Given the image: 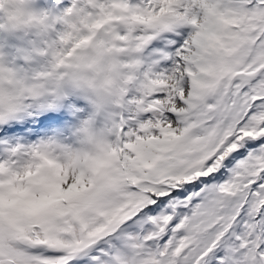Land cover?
Returning a JSON list of instances; mask_svg holds the SVG:
<instances>
[{
  "label": "snow or ice",
  "instance_id": "1",
  "mask_svg": "<svg viewBox=\"0 0 264 264\" xmlns=\"http://www.w3.org/2000/svg\"><path fill=\"white\" fill-rule=\"evenodd\" d=\"M39 7L48 70L0 45V264H264V0Z\"/></svg>",
  "mask_w": 264,
  "mask_h": 264
},
{
  "label": "rangeland",
  "instance_id": "2",
  "mask_svg": "<svg viewBox=\"0 0 264 264\" xmlns=\"http://www.w3.org/2000/svg\"><path fill=\"white\" fill-rule=\"evenodd\" d=\"M18 1H20L21 7H18ZM29 6L30 5L24 3V0H0V35H2L0 37L1 40L3 37H5L6 32L10 29L11 23L15 21V19L9 20V17H14V18L22 17L23 14L28 11ZM14 26L17 25L14 24ZM73 43L74 41L70 42L71 46ZM49 67L50 65H46L45 63L42 65L43 71L48 70ZM22 68L25 71H29L27 67H22ZM73 130H74V126H68L66 130L59 129L57 130L58 133L57 136L53 139L59 140L62 143L74 145L75 142H74V137L72 135ZM2 208L3 206L0 205V215H3Z\"/></svg>",
  "mask_w": 264,
  "mask_h": 264
}]
</instances>
